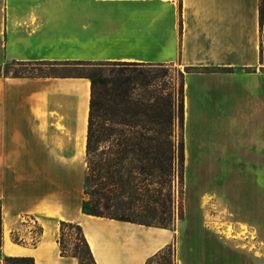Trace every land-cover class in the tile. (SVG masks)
<instances>
[{
  "label": "crops",
  "instance_id": "1",
  "mask_svg": "<svg viewBox=\"0 0 264 264\" xmlns=\"http://www.w3.org/2000/svg\"><path fill=\"white\" fill-rule=\"evenodd\" d=\"M55 61L178 62L186 157L190 141L195 163L264 164L260 0H3L0 66ZM89 102L87 76L0 74L1 257L78 264L60 252L65 221L95 264H145L169 245L174 264H264V235L209 225L193 190L174 227L82 212Z\"/></svg>",
  "mask_w": 264,
  "mask_h": 264
},
{
  "label": "trees",
  "instance_id": "2",
  "mask_svg": "<svg viewBox=\"0 0 264 264\" xmlns=\"http://www.w3.org/2000/svg\"><path fill=\"white\" fill-rule=\"evenodd\" d=\"M84 63L87 62L55 61L44 65ZM17 64L39 65L37 62H17ZM99 64L137 65L141 63L102 61ZM120 73L114 74L113 70H110L105 74L103 69H96L90 74L49 73L53 76H87L90 79V102L85 146L86 175L84 195L86 197L82 201V212L146 225L170 227L167 223L168 218H170V205L165 207L167 210L163 208L160 211L158 200L160 195H167V201L171 202V178L175 171H178L179 177L182 178L184 170L183 134L178 145L175 142L174 120L176 113L174 100L169 95H162L161 102L163 106L158 115H147L138 111L131 112L122 102L129 99V96H125L126 89L115 95L113 94V89L107 88L108 86H114L115 89V87H120L121 84L130 80V77L121 78L122 75ZM117 96H119L118 102L116 101ZM117 103L123 105L121 117L118 120H116L115 114L112 112L113 106ZM142 107H144V104H142ZM138 113H142L146 118L142 121V124L135 120ZM178 120L182 130L183 95L179 105ZM122 198H126L125 201L130 204V207H134L131 208L130 212L121 214L118 210H113L114 207L117 209L122 204ZM160 206L164 207V203L160 204ZM111 207L113 208L111 209ZM159 211L162 214L156 219ZM181 217L182 213L179 215V218ZM1 222L0 202V250L2 244ZM65 229H75L79 232L80 238L78 240L81 243V248H78V244L74 246L73 251L66 247L63 239ZM41 232V226L35 223V237L32 244L36 243ZM67 235L69 236L70 234ZM13 239L16 242H22L17 235H14ZM58 242L61 255L76 257L78 264H84L85 260L95 264L92 252L79 225L60 221ZM171 248V245L162 248L149 257L145 264H166L164 258L160 262L157 259L164 253H170ZM0 264H34V260L29 256L1 257L0 252Z\"/></svg>",
  "mask_w": 264,
  "mask_h": 264
},
{
  "label": "rangeland",
  "instance_id": "3",
  "mask_svg": "<svg viewBox=\"0 0 264 264\" xmlns=\"http://www.w3.org/2000/svg\"><path fill=\"white\" fill-rule=\"evenodd\" d=\"M260 17L262 23V56L264 58V0H260ZM3 16V0H0V32ZM102 61L87 62L84 64H57L53 66L44 64H17V62H7L0 66V74H70L82 73L90 74L96 69H103V73L107 74L113 70L114 74L120 73L121 78L130 77L128 82L120 85V87L108 86V89H113V94H117L123 89L125 96H129V101H122L131 112H144L147 115H158L162 109L161 96L169 95L174 100L176 117L174 120V135L175 142L181 140L183 129L179 125L178 114L179 105L182 98V77L185 68L178 62L170 64L160 63H141L137 65H110L99 64ZM122 81V80H121ZM113 87V88H112ZM119 99L117 96L116 101ZM118 102V101H117ZM144 104V107H142ZM149 105V106H148ZM123 105L117 103L113 106L112 112L115 114L116 120L121 117ZM137 122L142 124L145 116L142 113L137 114ZM136 118V117H135ZM140 121H139V120ZM192 149L191 161L192 165L189 169L185 163V148L183 145L184 161H183V176L179 177V172L175 171L170 182V199L167 201V195H160L158 203L159 210H167V205H170V218L168 225L176 226L180 218L179 215L188 207L187 191L193 190V201L195 203L205 204L204 213L205 222L214 226L219 231L228 233V237L232 233L247 234L249 238L256 230V236L264 235V164L243 163V162H215L205 163L196 162L195 146L188 141ZM209 147L208 150H212ZM193 150L195 152H193ZM188 158V157H187ZM177 168V166L175 165ZM260 169V172L258 171ZM261 174V176H260ZM201 178V182H200ZM187 181V184H186ZM187 187V188H186ZM189 196H191L189 194ZM84 197H86L84 195ZM122 204L116 207H111L113 210H118L121 214L130 212L134 207H130L122 198ZM164 203V207L160 204ZM192 203V202H191ZM187 206V207H186ZM157 212V218L162 213ZM158 221V220H157ZM166 223V222H164ZM242 229V231H240ZM67 234H70L69 236ZM35 235V234H34ZM78 238L80 234L77 230H64L63 239L68 249L73 251V248L78 244L81 248V243ZM247 239L251 241L250 239ZM34 237L27 241L32 243ZM166 260V264H174V251L170 249V253H164L157 261ZM84 264H91L89 260H85ZM156 264V263H154Z\"/></svg>",
  "mask_w": 264,
  "mask_h": 264
},
{
  "label": "bare ground",
  "instance_id": "4",
  "mask_svg": "<svg viewBox=\"0 0 264 264\" xmlns=\"http://www.w3.org/2000/svg\"><path fill=\"white\" fill-rule=\"evenodd\" d=\"M185 153H186V155H189L188 150H185ZM187 157L185 158V163H186V166L190 169L191 168V165H192V161H191V159H189Z\"/></svg>",
  "mask_w": 264,
  "mask_h": 264
}]
</instances>
